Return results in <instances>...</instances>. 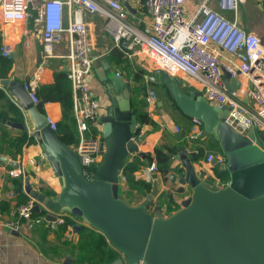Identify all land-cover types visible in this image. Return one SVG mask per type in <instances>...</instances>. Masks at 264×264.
Instances as JSON below:
<instances>
[{
    "label": "water",
    "instance_id": "1",
    "mask_svg": "<svg viewBox=\"0 0 264 264\" xmlns=\"http://www.w3.org/2000/svg\"><path fill=\"white\" fill-rule=\"evenodd\" d=\"M101 80L108 96L105 112L98 120L105 152L89 181L73 147L59 139L23 84L0 79V86L21 107V122L8 124L31 132L44 164L50 166L60 184L59 192L50 197L33 188L25 174L23 186L15 192L38 203L34 213L44 208L47 221H55L58 213H67L77 223L72 230L82 224L101 234L121 255L114 264H264V134L255 129L245 135L235 131L224 121L228 109L210 105L194 90L184 91L177 78L165 74V90L177 110L196 119L201 137L208 136L217 145L224 162L215 158L210 165L217 173H226L228 182L220 187L202 180L193 166L199 158L196 148L188 152L189 141H182L171 156L176 163L171 162L167 176L161 178L163 188L160 190L154 175L150 192L133 204L121 195L119 177L131 156L144 159L145 152L139 147L145 144L147 133L140 134L131 86L116 74L104 75ZM223 80L228 91L240 86L226 72ZM0 160L18 167L15 160L4 156ZM185 188L190 195L177 210L164 216V199L181 194ZM75 260L66 254L61 264H73Z\"/></svg>",
    "mask_w": 264,
    "mask_h": 264
},
{
    "label": "built area",
    "instance_id": "2",
    "mask_svg": "<svg viewBox=\"0 0 264 264\" xmlns=\"http://www.w3.org/2000/svg\"><path fill=\"white\" fill-rule=\"evenodd\" d=\"M191 0H0L2 18L10 24L32 20L39 34L40 55L44 63L56 56L66 60L65 74L72 93V113L76 124L78 142L73 147L82 167L84 177L91 181L95 166L101 162L105 152L101 136H89L87 131L98 124L101 106L92 97L89 82L94 66V43L86 15L102 19L101 31L111 38L110 49L125 53H141L151 60L154 71L163 72L175 78L187 79L194 90L212 106L228 109L225 123L241 134L251 129L264 134V36L250 31L244 25L242 15L247 3L262 8L264 0H197L194 10L186 5ZM135 11L142 9L143 16L134 22L125 4ZM231 13L230 17L224 15ZM30 31L25 30L26 35ZM27 37V36H26ZM65 41L67 52L55 53L58 43ZM24 45L28 46L26 39ZM11 46L3 43L0 56L9 59ZM223 72L240 82L238 89L228 91ZM119 76V74H116ZM147 84L155 82V76L145 78ZM23 87L33 105L40 102L35 94L33 82H24ZM144 103L151 113L160 102L157 91L151 86L145 88ZM17 105V104H16ZM19 109L21 107L17 105ZM53 130L56 124L46 116ZM190 140L201 136L200 124L191 118ZM165 124L160 128L165 129ZM173 131L180 132L178 125ZM264 153V146L262 147ZM152 156V155H151ZM224 162L221 154L208 153L204 163L215 159ZM27 163L40 167L41 161L29 159ZM203 163V164H204ZM211 166V165H210ZM26 170L18 162L17 168H8L9 178L23 181ZM157 176V164L151 159L144 167L134 172L135 181L152 183ZM119 187L127 188L123 175ZM137 194L135 188L132 189ZM133 194V195H134ZM15 193L10 191L9 198ZM38 204L27 197L24 203L16 204L6 220H0V228H8L26 234L46 223L51 230H57L68 217L58 213L55 221L45 220L47 211L41 208L37 215L33 207ZM142 264V263H139Z\"/></svg>",
    "mask_w": 264,
    "mask_h": 264
},
{
    "label": "crops",
    "instance_id": "3",
    "mask_svg": "<svg viewBox=\"0 0 264 264\" xmlns=\"http://www.w3.org/2000/svg\"><path fill=\"white\" fill-rule=\"evenodd\" d=\"M196 3L197 0H191L186 5L187 10H194ZM127 5L129 4L127 3ZM129 7L133 10L132 12L126 7L133 16L131 19L137 22L143 16L142 9L139 8L138 11H135L130 5ZM245 10L246 6L244 12ZM139 11L140 15H138ZM86 20L94 43L93 55L95 59L89 88L92 97L98 100L101 106V115L105 112V107L108 104V96L104 90L105 82L101 80L104 75L110 77L114 74H119L131 86L133 111L139 108V105L136 103L143 100L145 88L151 86L157 91L160 102L151 113H147L145 107L140 111L146 112L153 124H141L139 120L140 134L147 133L145 144L140 146L139 150L145 152V154L153 155L154 147L167 146L176 150V146L179 143L189 141V145L186 146L188 152H192L193 148H196L197 153L199 149L202 150L201 156L193 161L195 171L201 179L211 185L220 187L227 184L228 175L226 173L218 177L214 168L204 163L205 156L208 153L217 154L209 148L213 144L210 142V137L202 138L200 136L196 140H190L188 134L192 128L191 118L182 115L173 106L172 101L166 95V90L162 92L161 88H164L165 73L161 72L154 75V66L151 60L144 54H129L121 50L110 49V46H112L111 38L101 31L102 19L98 16L86 15ZM244 25L248 30L258 33L257 26L251 25L248 21H244ZM25 30L30 31L29 34L26 35ZM26 39L29 41L28 46L24 45ZM3 43L11 46V55L9 59L0 56V60L5 61V65L0 62V79L9 78L22 84L24 82H33L35 89H37L39 86L51 84L55 73H65L66 60L62 57L56 56L50 59L48 63H44L42 60L38 30L30 19L24 20L21 23L10 24L3 20L0 10V46ZM66 52L67 44L65 41L56 45L55 53L57 55H62ZM96 71L99 73V76ZM150 75L155 76V82L147 84L145 78ZM178 80L180 87L184 91L194 90L190 83L187 82V79L180 77ZM16 104L20 106L9 91L0 86V156L22 163L29 183L33 188L52 197L59 192L60 184L50 166L44 164L39 146L31 136V132L19 130L8 124V122L19 123L22 120L20 109ZM37 109L56 124L55 131L57 133V128L61 121L59 103L46 102L40 105V109L39 107ZM179 115L183 116L184 119L179 120ZM161 124L166 125L165 129L160 128ZM174 125L180 127L179 133L173 131ZM23 133L26 134L27 140L21 145L20 153L14 159L11 157L14 150L9 146L8 142L12 139H15L16 142L17 138ZM87 135L101 136L100 125L91 127L87 131ZM70 146L74 147L75 145ZM174 152L171 153V156H173ZM29 159L40 160L41 166L37 168L29 165L27 163ZM171 159L169 164L173 162L172 164L174 165L176 162ZM8 168L13 167L4 164L0 160L1 221L8 219L10 211L16 204H21L27 199L25 194L15 192V189L23 186V181L19 178H9L6 175ZM161 178L159 175V183L161 182ZM159 186L161 190L163 185L160 183ZM133 188H135V185L133 187V185L128 184V190L132 195L131 201H128L136 204L142 197L139 191H137V194H134L132 192ZM10 191L15 193L13 199L9 198ZM189 195V189L185 188L181 194H173L169 199L165 198L162 202L161 212L164 216L174 212L180 207L182 200ZM73 224H77L75 220H72ZM78 227L77 230H72L70 227L65 232H61L59 229L51 230L46 223H42L26 234H14L5 230V228H0V264H61L66 254L76 258L73 264H107L106 259L108 260L110 257L114 261L120 258L121 255L113 250L106 240L105 245L98 246L99 244H96L100 238L99 233L82 224H78Z\"/></svg>",
    "mask_w": 264,
    "mask_h": 264
},
{
    "label": "trees",
    "instance_id": "4",
    "mask_svg": "<svg viewBox=\"0 0 264 264\" xmlns=\"http://www.w3.org/2000/svg\"><path fill=\"white\" fill-rule=\"evenodd\" d=\"M1 64L5 65L4 60H0ZM165 88V83L163 84ZM35 94L39 99L40 105L46 102H57L60 105L61 110V121L57 128V135L60 140H62L67 145H76L78 142V134L76 129L75 120L72 113V93H71V86L70 82L66 77L64 72H57L53 76V82L51 84L39 86L35 89ZM167 97L169 98L168 94L166 93ZM170 99V98H169ZM171 100V99H170ZM172 101V100H171ZM144 99L138 101L136 104L139 105L138 109L133 111L136 115L140 123L143 124H153V122L149 119L146 112H140L143 107H145ZM173 106L175 107L174 103L172 102ZM176 108V107H175ZM40 109V106H39ZM177 109V108H176ZM27 140V136L25 133L21 134L16 142L15 139L9 140V146L13 148L14 153L11 156L15 159L16 155L20 153L21 145ZM175 150L169 148L167 146H159L154 147L153 155L145 154L144 159L139 157H132L131 159L126 162L123 168V175L125 176L127 183L135 185V189L139 191L140 196L142 199L150 192L152 188V183L146 182H136L133 178L134 172L138 171L140 168L144 167L151 159H155L157 164V172L162 178H165L168 174V167L169 162L171 159V153ZM202 150L199 149L198 154L200 157ZM198 159V158H197ZM223 173L219 174L216 172L218 177H221ZM136 182V183H135ZM50 195V194H49ZM27 199H25L26 201ZM24 203V202H23ZM132 203V202H131ZM39 213H37L38 215ZM72 226V220L68 217L64 219L63 224H61L58 229L61 232H65L66 230L70 229ZM96 244L105 245V238L100 234V238L96 242ZM104 259V257H102ZM93 262V261H90ZM107 264H114L113 258L106 259Z\"/></svg>",
    "mask_w": 264,
    "mask_h": 264
},
{
    "label": "rangeland",
    "instance_id": "5",
    "mask_svg": "<svg viewBox=\"0 0 264 264\" xmlns=\"http://www.w3.org/2000/svg\"><path fill=\"white\" fill-rule=\"evenodd\" d=\"M210 4H212L213 6L216 5V1L212 0L210 2ZM241 18H243L244 21H248L250 22V24L257 26L258 29V33L262 36H264V15L262 13V8L255 6L253 3L249 2L246 4V10L245 12H243ZM138 15H140V11L138 12ZM224 15L227 17H230L231 13H225ZM248 24V23H247ZM153 65V64H152ZM154 71V69H153ZM154 75L155 74H159L161 72H153ZM182 78V77H181ZM162 92H165V88H161ZM179 120H183L184 117L179 115L178 117ZM211 150H213L214 152H216L217 154H220L217 148V145L212 144L211 147H209ZM120 193L123 197H125L126 200H130L132 199V195L131 192L129 190H127V188H121Z\"/></svg>",
    "mask_w": 264,
    "mask_h": 264
}]
</instances>
